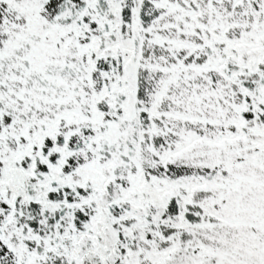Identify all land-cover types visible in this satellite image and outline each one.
Segmentation results:
<instances>
[{
	"label": "snow or ice",
	"instance_id": "1",
	"mask_svg": "<svg viewBox=\"0 0 264 264\" xmlns=\"http://www.w3.org/2000/svg\"><path fill=\"white\" fill-rule=\"evenodd\" d=\"M0 264H264V0H0Z\"/></svg>",
	"mask_w": 264,
	"mask_h": 264
}]
</instances>
